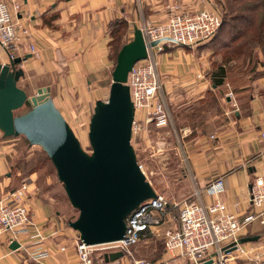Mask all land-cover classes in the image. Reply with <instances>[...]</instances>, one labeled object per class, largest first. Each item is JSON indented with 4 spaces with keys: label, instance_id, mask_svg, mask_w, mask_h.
I'll list each match as a JSON object with an SVG mask.
<instances>
[{
    "label": "crops",
    "instance_id": "obj_1",
    "mask_svg": "<svg viewBox=\"0 0 264 264\" xmlns=\"http://www.w3.org/2000/svg\"><path fill=\"white\" fill-rule=\"evenodd\" d=\"M14 1L22 7L17 14L13 0H9L12 15L31 31L30 40L38 47L35 54L23 48L27 60L22 68L34 86L32 95L37 89L48 86L45 84L51 79V84L59 86V97L54 95L52 85L51 95L60 100L64 93L81 97L79 94L86 84L99 94L109 91L115 64L110 30L113 22L125 20L129 35L144 22H166L176 6L197 13L211 9L223 0ZM228 35V32H221L207 48L206 44L166 48L159 56V72L174 121L180 125L184 137L182 144L189 163L186 181L194 183V190H202L223 177L226 189L219 197L228 212L242 220L251 210V186L264 173V138L261 136L264 131V51L257 50L254 59L248 60L250 68L240 67L242 61L224 56ZM243 69H248L249 73L241 71ZM60 72L62 76L58 75ZM189 134H194L193 141L186 139ZM2 148L0 144V199L22 183L16 182L15 177H6L11 166ZM211 201L207 199V202ZM32 204L34 224L46 236L40 248L51 254L43 263L80 264L71 245L72 242L76 244L78 237L56 219L50 205L39 198ZM166 229L174 228L163 225L161 231ZM261 230L264 227L257 221L249 227L247 234ZM244 245L247 250L253 247L251 243ZM37 247L24 239L22 248L14 251L8 238L0 236V264H39L30 258V252ZM61 247L66 250L61 251ZM263 252L264 249H260L261 255ZM253 255L230 264H262L253 259ZM125 256L127 258L120 260L121 264H132L130 257ZM98 260L94 264H112L101 258ZM174 264L186 263L179 259Z\"/></svg>",
    "mask_w": 264,
    "mask_h": 264
},
{
    "label": "built area",
    "instance_id": "obj_2",
    "mask_svg": "<svg viewBox=\"0 0 264 264\" xmlns=\"http://www.w3.org/2000/svg\"><path fill=\"white\" fill-rule=\"evenodd\" d=\"M21 7V3L13 0V9L17 14ZM221 23V11L216 6L197 13H189L176 6L165 23L146 22L143 25L141 31L149 46L148 57L134 66L127 83L135 108L132 142L136 137L142 141L149 126L160 129L174 127V115L158 69V56L163 51L164 43L182 47L209 43L216 36ZM30 38V30L21 26L12 15L9 0H0V65L7 64L5 58L15 59L16 52L23 50L20 45ZM158 40H165L161 43L163 46H150ZM29 50L36 53L37 48L31 45ZM261 136L264 138V131ZM26 188L24 184L21 189L0 200V236L7 237L9 244L14 241L21 244L24 239L41 237L32 226L29 211L23 204ZM225 189V179L220 177L204 189L195 190L193 201L170 203L165 196L158 194L128 216L122 240L97 246H88L79 240L76 249L81 264H94L95 255L99 252H123L130 257L133 247L161 232L165 253L173 260L180 259L187 264H205L210 260L212 264H226L236 252L237 256L248 252L239 241L247 235L249 227L257 221L264 225V173L251 186V210L242 220L228 212L220 199ZM207 199L212 201L207 202ZM172 210L178 212L177 228L161 231ZM32 229H35L34 232ZM233 245H236L237 250L229 251ZM47 257L46 251L35 252L30 256L32 261L39 264ZM133 264L151 263L134 259Z\"/></svg>",
    "mask_w": 264,
    "mask_h": 264
},
{
    "label": "water",
    "instance_id": "obj_3",
    "mask_svg": "<svg viewBox=\"0 0 264 264\" xmlns=\"http://www.w3.org/2000/svg\"><path fill=\"white\" fill-rule=\"evenodd\" d=\"M159 43L161 40L150 46L157 47ZM148 48L142 31L135 27L133 40L123 44L118 54L108 100L95 104L89 131L91 154L82 148L57 108L50 87L38 89L29 98L18 86L25 77V71L18 66L27 58L0 65V131L5 138L24 136L30 146H40L46 152L72 207L79 211L78 219L69 226L88 246L122 240L128 216L142 203L157 197L132 145L135 108L127 84L134 66L147 59ZM27 103L31 110L16 116ZM259 239L242 238L239 244ZM18 248L17 242L11 246L13 250ZM123 256L105 255L104 261L115 262ZM212 263L210 260L205 264Z\"/></svg>",
    "mask_w": 264,
    "mask_h": 264
},
{
    "label": "rangeland",
    "instance_id": "obj_4",
    "mask_svg": "<svg viewBox=\"0 0 264 264\" xmlns=\"http://www.w3.org/2000/svg\"><path fill=\"white\" fill-rule=\"evenodd\" d=\"M216 6L222 8V6H219L217 4ZM145 23L146 22H144L141 25V27L138 28L141 30V28ZM126 32H127L126 30H122L121 32V34H123L120 43L121 46H123V44L127 42L132 41L134 38V31L131 34L129 32V35ZM164 41L162 40L161 43H163ZM209 43H206V45L204 46L207 48ZM31 45L36 46L33 41L27 39L25 42H23L20 45V47H23L24 49L28 48L29 50ZM117 45L118 43L114 42L111 47L115 66L117 61V57L115 56ZM161 45L163 46V44ZM174 46H175L174 44L164 43V46L162 47L163 51L159 54V56L162 55V53L166 50V48L172 49ZM36 48L38 50L37 46ZM16 58L24 59V51L22 50V52L21 51L16 52ZM5 61L7 64H9L11 59L7 60V58H5ZM23 63L24 61L22 62V64L18 66V68H22ZM159 65H160V60H159ZM115 66L111 70L110 80L108 84V86H110L109 91L105 94L103 93L99 94V92H96L94 89H92L89 84L88 85L86 84V86H84L85 88L83 89V91L80 92L79 95L81 97L79 98L76 97V94L73 95L71 94L69 96L66 93H64V96L63 95L60 96V100L52 96L53 99H55V104L57 108L64 116L65 120L73 130L76 137L79 139L82 148L89 154L92 153V148L89 141V131H90V121L96 104L95 101L108 100L110 88L113 82L112 73L115 69ZM245 66L250 68V66L247 65ZM241 71L245 73H249L248 69H243ZM61 72L63 73V71ZM61 72L58 74L59 76L62 74ZM42 78L44 77L42 76ZM47 82L48 83L45 85L48 86H44L42 88L50 87L52 85L55 89L54 95L55 96L57 95L59 97L58 95L59 86L57 84L54 85L51 84L52 82L51 79H48ZM18 86L27 92L29 98L37 94L36 92V94L32 95V93H34L33 90L34 86L32 85V82L30 83V81L27 79L26 71H25V77L20 80ZM30 109H31V105L27 103L22 109L17 111L15 115L16 116L24 115ZM180 129H181L180 125L176 121H174V127H169V128L160 129V128H156L155 126H149L146 132L144 133L142 141H140L136 137V139L134 138L132 142L136 150L138 162L140 166H143L142 171L146 175L147 180L150 182L156 194L165 196L170 203L173 202L182 203L185 201H193L194 193H195V190L193 189L194 183H192L191 181H186L187 179L185 178L186 171L188 172L189 163L188 161L185 160L187 153L185 152L184 145L182 144L184 141V137L182 138ZM193 138H194V134H189L186 139L189 141H193ZM0 144L1 147H4L2 148V150L4 149V151L7 153L11 166L9 171V176L6 177H10V178L15 177L16 182H22L18 188L9 192L8 194L21 189L24 186V184L27 185V188L24 190L25 196H24L23 204L27 207L29 211L30 222L32 226L35 227L36 233H39L41 235L40 238L26 239L33 242L36 247L37 246L39 247V248L37 247L38 249H35L34 251L30 252V255L32 256V254L35 252L46 251L48 252V257L45 260L49 259L51 256L49 250H44L40 248V245L45 242L46 236L42 233V230L38 228L36 224H34L35 220L33 216L32 201L35 198H39L44 203L50 205L53 208L54 213L56 214L55 215V217H57L56 219L59 220V222L64 223L66 229L73 232L75 234V237L76 236L78 237L76 240L77 242L79 240L81 241L80 234L74 231L69 226V222H74L78 219L79 211L72 207L65 193L64 187L58 179L56 169L52 164V162L49 160L46 152H44V150L40 146H30L29 142L24 136L4 138L1 131H0ZM31 185H33L32 188ZM177 225H178V212L177 210H172V212L170 211L169 217L167 218V221L164 224V228L175 229L177 228ZM261 226L264 227V225ZM35 229H32V232H34ZM257 234L261 235V239L257 242L251 243L253 247L250 249V251L244 248L245 245L241 246L243 247V249H245L248 252L245 254H241L239 256H237V252H236L229 258L230 260L226 264H230V262L238 261L250 254H254L253 255L254 257L252 256V258L264 264V252L263 255L259 253L260 249L261 250L264 249V245H263L264 230L258 231L256 232V234H252V235H257ZM246 236L243 238H246ZM77 242L76 244L72 242L71 245L73 248H75L77 258L79 259L76 249ZM13 243H11L10 245L12 246ZM17 243L20 245V248L14 251H17L22 248V242L21 244L19 242ZM163 243L164 240H163L162 232L160 234H156V235L154 234L148 239L142 240L138 245H136L131 249V256L129 258V261L133 262L134 259H138V260L148 261L151 264H174L176 260H173L171 256L165 254ZM235 247L236 245H233L232 249L229 251H236L237 247L236 250L233 249ZM63 249L66 250L65 247H61L60 250L63 251ZM226 251H228V249ZM118 253H123V252H118ZM118 253H105V254H103L102 252L96 253L95 261H99L98 259L100 258L101 260L104 261L105 255L118 254ZM126 258L127 257L124 255L122 259L120 258L115 262H112V264H116L117 262L121 264L120 260L123 261ZM43 262L41 264H44Z\"/></svg>",
    "mask_w": 264,
    "mask_h": 264
},
{
    "label": "trees",
    "instance_id": "obj_5",
    "mask_svg": "<svg viewBox=\"0 0 264 264\" xmlns=\"http://www.w3.org/2000/svg\"><path fill=\"white\" fill-rule=\"evenodd\" d=\"M218 5L222 6V8L216 6L223 11H221L222 23L214 39L221 32H228L229 35L226 38L228 44L224 50L225 58L242 61L243 64L240 67L247 65L248 60L254 59L257 50L264 51V0H223ZM127 28L128 23L125 20H117L110 26L112 44L118 43L115 51L116 57L122 48L120 43L123 34L121 32ZM49 160L51 161L50 158ZM257 236L261 239L260 234H248L246 238ZM163 244L165 250V243Z\"/></svg>",
    "mask_w": 264,
    "mask_h": 264
}]
</instances>
